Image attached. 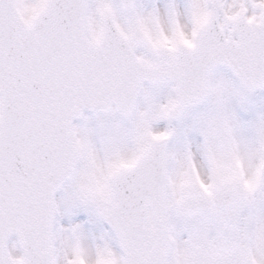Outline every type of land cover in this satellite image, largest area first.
<instances>
[{"label": "snow or ice", "instance_id": "obj_1", "mask_svg": "<svg viewBox=\"0 0 264 264\" xmlns=\"http://www.w3.org/2000/svg\"><path fill=\"white\" fill-rule=\"evenodd\" d=\"M0 264H264V0H0Z\"/></svg>", "mask_w": 264, "mask_h": 264}]
</instances>
